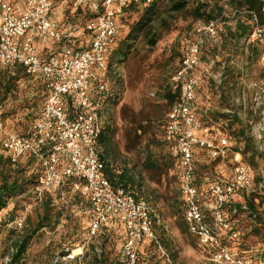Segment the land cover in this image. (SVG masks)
<instances>
[{
    "label": "built area",
    "instance_id": "1",
    "mask_svg": "<svg viewBox=\"0 0 264 264\" xmlns=\"http://www.w3.org/2000/svg\"><path fill=\"white\" fill-rule=\"evenodd\" d=\"M57 0H0V66L21 65L30 75L42 78L48 90L39 118L28 135H18L3 126L0 110V153L19 159L33 155L40 161L42 175L33 188V197L42 201L68 177L76 179L71 188L87 197L90 205L87 240L75 248H66L57 255L55 264H82L81 259L93 242L95 253H101L97 235L111 217L117 218L124 230L119 264H154L145 256L140 262L137 247L153 244L163 264H177L159 241L151 216V207L142 197H135L120 186H114L102 174L98 137L101 130L100 109L107 81V55L118 35L117 17L131 3L147 5L154 0H68L74 7L85 6L90 17L81 27L61 28L52 16ZM261 10L264 13V0ZM226 20H247V45L260 44L259 62L264 67V23L257 13L244 8L227 9ZM224 21H197V39L186 45L182 60L171 76L179 85L177 99L170 105L165 120V139L177 156L176 175L184 207V220L199 244L208 249L211 264H256L249 256L223 243L229 236L221 206L233 198L236 190L263 191L264 162L258 170V183L252 169L234 154L230 179L212 181L207 189L212 197L207 221L195 185L194 154L200 150L210 159L225 158L230 152L229 136L217 132L208 134L192 110L198 77L203 39H216ZM89 36L88 45L74 41L80 35ZM34 36L42 42L62 43L60 55L46 60L36 52ZM253 89L252 107L259 116L257 138L264 139V82L250 83ZM251 94V95H252ZM236 156V157H235ZM22 225L15 220V227ZM232 239L236 233L230 234ZM100 264V263H96Z\"/></svg>",
    "mask_w": 264,
    "mask_h": 264
},
{
    "label": "trees",
    "instance_id": "2",
    "mask_svg": "<svg viewBox=\"0 0 264 264\" xmlns=\"http://www.w3.org/2000/svg\"><path fill=\"white\" fill-rule=\"evenodd\" d=\"M167 1L169 3L166 6ZM239 8L254 11L259 16L261 22L264 23V13L261 10L260 0H154L147 5L131 2L123 8L117 17L118 35L115 44L107 55V81L109 83V89L104 94V102L100 109L101 130L98 137V149L100 159L103 162L102 174L114 186L122 187L126 192L135 197H142L151 207V216L154 220L157 219L158 221V218H156L157 213L159 215L162 214L157 207L161 195L152 191L149 192L146 189V185L142 181V177L144 176L141 172L135 177L136 174L130 168L117 163L119 153L114 142L117 127L112 115L105 114L111 106L116 105L120 101V90L114 85H121L122 74L119 67L127 62L134 51V44L140 36H146L147 43L154 46L160 36V31H157L159 29H153L154 22L158 21V26L161 29H168L170 24L167 22L168 19L166 17H162V14L167 13L169 16H173L172 14L174 12L183 13L191 19L203 22L212 19L224 21L223 27L219 30L218 35L221 46L223 49L230 50L233 54L247 48L248 55L246 60L250 66L256 62L262 52V45L246 44L245 40L249 34L250 27L246 19L242 20L237 18L232 23V21L226 20L224 16L227 9ZM120 28H125L126 30L121 34L119 33ZM209 46L210 43L204 45L201 51H208ZM184 53L185 50L181 55L179 64ZM200 58L204 60V57L200 56ZM242 73L243 67L239 68L232 61L231 57L226 58L225 65H223L221 71L222 79L220 77L218 84L210 80L211 88L218 94V108L213 109L212 107L198 105L197 93L199 91V85L196 86V97L191 108L193 112L200 115L199 120L205 123L203 124L204 126L201 125V128L205 127L208 132H211L212 129L209 126H215L213 130L216 129V132L212 135L220 132L221 134L225 133V135L229 136L230 151L240 154L242 161L254 172L252 174L254 183H258L259 166L257 165L258 160L264 162V149L259 147L257 140L251 134L250 124L247 123V119L239 115V111L244 109L241 101V97L245 91V87L242 81H240ZM171 74L168 76V81H166V87H164L163 92L160 95L157 94L159 96L158 98L162 100L161 104L163 106L166 105L168 109L179 94V85L171 81ZM26 81L32 84V92L30 96H26L23 99V108L27 111L25 113V120L19 121L22 126L21 129L18 128L17 131H13L18 135H28L31 132V125L41 114L48 90L40 76L27 74L23 66L17 64L0 66V110H3V114L12 115L17 111L16 99L18 86L19 83ZM246 92L248 93V90ZM234 96H238L240 99L236 101V97ZM10 99L11 106L6 109V103ZM39 103L42 105H39ZM227 106L232 107L229 109V112L224 110V108H228ZM251 107L250 102V105L244 110L247 111L248 118L254 117L256 119L257 115L253 113ZM119 111L120 118L125 123L122 127L124 149L130 152L136 151L142 153L141 170L145 171L149 179L156 185H165L167 189L171 179H173L176 186L163 195L164 200L168 202L170 216L173 217L178 230L185 238L198 242L197 238L189 231L187 223L184 220V207L176 175L177 156L173 153L172 144L166 141L164 134L166 114L163 123L162 139L158 145L159 149H153V146L157 144L155 133L152 132L155 119L147 114L131 111L130 107L126 105H122ZM146 134L151 135L147 137ZM142 142L144 144L141 147ZM203 156L206 157L200 150H197L194 154L195 185L200 194L199 201L204 208L205 219L210 221L212 216L210 211L206 209L205 204L206 202L208 204L211 203L212 197L207 189V185L212 181L226 182L230 179L231 174L225 175L220 170L217 171L216 166L218 163L224 161L223 158L217 157L210 159L207 157V163H200L199 159ZM170 170H172V173L169 175ZM41 175L42 168L37 157L26 155L14 160L9 155L0 153V211L7 207L10 199L23 196L27 192L32 191ZM75 180L72 177H68L57 189H62L67 186L71 187V184ZM51 202L52 194H47L42 203L43 212L33 227H31V230L15 239L9 264H22L31 240L37 232L44 227H53L55 223L53 224L51 222L53 219ZM153 207H155V211ZM88 210L90 214V205ZM221 211L225 221L229 225V230L227 231L229 236L223 238V243L236 249L240 253L248 251L249 257L256 264H264L263 191L236 190L233 198L221 206ZM58 216H60V212H57V219ZM3 223H5V220L0 219V225ZM88 226L89 223L87 230ZM120 227L121 224L117 218L111 217L108 219L107 223L100 229L97 235V238L100 239L101 253L96 254L94 244H89L87 251L82 257L84 264L120 263L121 253L120 256L118 254L115 257L108 258L109 254L103 249L104 245L110 242L113 236L117 234H123L124 236V230L122 231ZM75 230L76 228L71 233H74ZM231 233H236L235 239L231 238ZM163 243L164 241L162 240L161 244L164 246ZM146 245L148 244L142 243L136 249L140 262L146 260ZM149 246L154 249L153 244H149ZM62 254H64V251H60L55 256L52 255L53 259L51 264H55L54 260L56 256ZM150 256L151 259L156 258V264H163L162 259L156 254L155 249L154 253Z\"/></svg>",
    "mask_w": 264,
    "mask_h": 264
},
{
    "label": "rangeland",
    "instance_id": "3",
    "mask_svg": "<svg viewBox=\"0 0 264 264\" xmlns=\"http://www.w3.org/2000/svg\"><path fill=\"white\" fill-rule=\"evenodd\" d=\"M168 3L169 1H167L166 6ZM172 15L173 16H169L167 13L162 14V17L168 19L167 22L170 24L168 29H161L158 26V21L154 22L153 29H159L157 31H160L159 39L154 46L147 43L146 36H140V38L137 39L134 44L133 53L128 58L127 62L119 67L122 74L121 85L117 86L114 84L117 89L120 90V101L116 105L111 106L105 114L112 115L117 127L114 138L115 146L119 153L117 163L122 166L126 165L130 168L132 172L136 174L135 177L141 172L144 176L142 177V181L146 185V189L149 190V192L152 191L161 195L157 207L162 214L159 215L157 213L156 218H158V221L154 226L158 239H160L161 242L162 240L164 241V246L177 264H211L208 249L202 247L197 241H191L185 238L178 230L173 217L170 216L168 202L164 200L163 195L166 194L167 191H171L174 186H176V183L171 179L167 189L165 185H156L149 179L147 173L141 170L142 153L127 151L123 146L124 139L122 127L125 123L120 118L119 110L122 105H126L130 107L131 111L147 114L155 119L152 132L155 133L157 144L155 143L156 146L154 145L153 149H159L158 145L162 139L164 117L168 107L161 104L162 100L158 98L159 96L157 94L160 95L164 87H166L168 76L178 66L186 45L197 39V34L194 32V24L198 20L191 19L183 13L174 12ZM125 30V28H120L119 33L122 34ZM209 43V50L201 51V57H204V60L200 58V64L195 70V74L198 77L197 85L200 86L197 93L198 105L212 107L213 109L218 108V94L213 91L210 84L211 81L218 84L220 77L222 79V67L225 65L226 58L228 57H231L232 61L236 63L239 68L243 67V73L240 77V81H242L245 87L243 97L247 94L252 98L253 89L250 87V83L264 82V67L261 66L259 57L255 63L249 66L246 60L248 55L247 48L233 54L230 50L223 49L218 37L212 40L204 38L202 47ZM31 85L32 84L27 81L19 83L16 99L17 111L14 114H3V110H1L3 125L6 129L12 131H17L18 128L21 129L22 126L19 121L25 120V113L27 111L23 108V99L26 96H30L32 92ZM247 90L248 93L246 92ZM234 97H236V101L240 99L238 96ZM241 101L243 102L242 98ZM250 102L252 105L253 101H249L246 98L245 104L243 103L244 109H247ZM10 103L11 99L6 103V109L11 106ZM39 105L42 104L39 103ZM227 107L228 108H224V110L229 112V109L232 107ZM251 108L253 109V107ZM244 109L239 111V115L247 119V123L250 124L251 134L254 136L255 140H257L259 147L264 149V139L259 141V138L256 136L259 116L253 110V113L257 115L256 119L254 117L248 118L247 111ZM197 117L199 119L200 115H197ZM200 123L202 126L205 124L202 121H200ZM214 127L215 126H209V128L212 129L211 132H208L205 127L202 129L212 135L216 132V129L213 130ZM222 134L225 135V133ZM150 135L151 134H146L147 137ZM143 144L144 142H142L141 147ZM206 158L207 157L204 156L201 157L199 159L200 163H207ZM223 160L222 163H218L216 169L217 171L220 170L225 175H229L231 174L232 163L235 161L234 154L230 151L228 156L223 158ZM262 163L261 160H258L257 166L260 167ZM171 173L172 170L169 171V175ZM43 201L44 199L42 201L35 199L33 197V191H29L23 196L10 199L7 207L0 211V219L5 220V223L0 225V264H9L15 239L31 230V227H33L38 217L43 212ZM210 204L211 203L208 204L206 202L205 207H209ZM51 207V213L53 215L51 222L55 224L53 227L41 228L32 238L22 264H51L53 259L52 255L55 256L66 248H75L87 240L86 230L89 223V201L86 196L74 191L68 186L62 189H56L52 192ZM153 209L155 211V207H153ZM57 212H60L58 219ZM16 219H21L22 225L20 227H15ZM75 228V232L71 233ZM120 229L123 231L122 225ZM123 237V234H117L113 236L110 242L104 245L103 249L109 254L108 258L115 257L118 254L120 256ZM88 243L91 244L93 242L89 241ZM146 247L148 250L145 252L147 253V258L156 264V258H150V255L154 253V249L150 247L149 244L146 245ZM242 254L249 256L248 251L242 252ZM81 263H84L83 259H81Z\"/></svg>",
    "mask_w": 264,
    "mask_h": 264
},
{
    "label": "crops",
    "instance_id": "4",
    "mask_svg": "<svg viewBox=\"0 0 264 264\" xmlns=\"http://www.w3.org/2000/svg\"><path fill=\"white\" fill-rule=\"evenodd\" d=\"M52 16L57 18L61 28H69L73 26L81 27L82 25H84V23L90 17V13L88 12V9L85 6L74 7L70 4L68 0H57L54 3V9L52 12ZM74 41H77L79 45H88L89 36L87 34H83V35H80L78 38H76ZM34 44L36 47L37 54L46 60L59 56L61 49H62V43L55 42V41L42 42L36 36H34ZM241 98L243 100L242 103L244 104L246 102V98L249 101L252 100L251 97L248 96L247 94L246 96L244 95V97L242 95ZM4 128L6 129V127ZM9 131H12V130H9Z\"/></svg>",
    "mask_w": 264,
    "mask_h": 264
}]
</instances>
